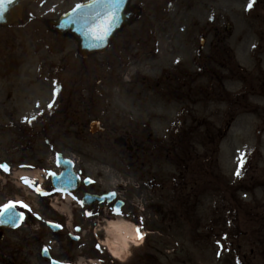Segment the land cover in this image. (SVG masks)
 Returning a JSON list of instances; mask_svg holds the SVG:
<instances>
[{"label":"rangeland","instance_id":"374dc122","mask_svg":"<svg viewBox=\"0 0 264 264\" xmlns=\"http://www.w3.org/2000/svg\"><path fill=\"white\" fill-rule=\"evenodd\" d=\"M83 1L38 0L28 9L35 19L0 29V154L12 157L17 133L34 117L35 126L47 128L28 143L36 176L45 178L53 161V129L57 150L93 180L88 191L120 193L147 234L119 263L91 223L87 231L97 237L87 232L65 251L58 243V256L75 264H264V0H149V39L148 0H132L143 5L142 27L122 31L121 49L118 41L81 59L75 39L50 32L44 20ZM200 37L206 45L198 59ZM68 93L87 99L91 112L58 117ZM95 118L106 134L92 139L85 125ZM6 123L15 128L6 130ZM127 132L148 151L155 141L159 148L151 157L122 150L114 141ZM181 135L198 171H186L179 219L172 200L178 169L164 146ZM30 165L13 166L14 173ZM58 210L70 229L69 212Z\"/></svg>","mask_w":264,"mask_h":264},{"label":"flooded vegetation","instance_id":"af4514ba","mask_svg":"<svg viewBox=\"0 0 264 264\" xmlns=\"http://www.w3.org/2000/svg\"><path fill=\"white\" fill-rule=\"evenodd\" d=\"M132 8H140V3L134 2L128 6V11ZM52 18H57V16H53ZM141 23H135L129 27L139 25L141 28ZM123 30L114 36L110 48L116 45L118 41L119 45H116L117 50L118 48H122L123 39L120 38L119 40V35ZM146 33L149 39V0L147 1ZM84 100H75V104H81L83 108H86L87 104ZM72 102L73 100L65 102L61 112H66V110L70 109L73 105ZM62 104L63 102L60 100L59 105ZM40 130L41 128L38 130V127L30 126L28 132L34 134ZM128 133L125 135L120 134L119 138L116 139V143L120 149H127L129 153L134 151L133 154L137 155L138 151H142L143 146L137 145V142ZM26 148L23 149L21 146H17L13 149L10 154L12 157L6 158L5 161L8 173L2 174L0 172V215L3 214L4 216L3 222L1 223L0 221V264H50L51 260L58 261L61 259V256H58L57 252L58 243L64 245L65 249L63 247V251L69 250L72 245L80 243L79 241L74 242L69 236L70 233L75 231V227L79 228L78 234L80 238H83L86 235L85 229L91 223L99 225V223L104 221V218L114 217L111 207H109L110 210L105 211L103 206L87 207L82 205L81 199L85 192L78 190L77 192L67 194L72 197L69 203L72 209L68 216L71 220L70 231H65L68 228V223L59 217L57 210L58 205H62L65 198L63 194L51 188L49 180L44 183V187L39 183L36 185L37 181L31 180L32 184L28 183L29 187L35 189L27 188L26 190L20 189L22 186L14 181L16 180V176L13 171L11 172V166L28 165L32 162V159L26 155V153H30V149L26 150ZM1 157L4 158L3 155H0ZM180 187L181 185L178 184L177 188ZM93 193L97 195L105 194L100 193V189ZM9 203H12L11 209L6 211L5 207H8ZM87 214H91L89 220L86 218ZM60 216L65 218V215ZM123 216L126 217V214L124 213ZM17 217L20 219L19 226L9 228L16 224ZM128 218L133 219L132 214ZM49 223L59 224L61 230L57 233L52 232L48 226ZM43 250H46L47 254V258L45 259L42 258Z\"/></svg>","mask_w":264,"mask_h":264},{"label":"water","instance_id":"95a60500","mask_svg":"<svg viewBox=\"0 0 264 264\" xmlns=\"http://www.w3.org/2000/svg\"><path fill=\"white\" fill-rule=\"evenodd\" d=\"M32 0H10L2 5V15H0V25L7 26L16 23L22 15L25 6ZM111 0H107L106 4H111ZM99 0H95L88 5L81 6L74 10L69 16L58 20L57 22H49V27L56 29L64 34H75L83 49L92 48L93 50L102 51L109 38L112 37L115 31L126 22L129 16L134 18L135 12L127 16L124 13L127 5V0H115L113 8L114 14H108L103 17L100 13ZM100 37H103L102 39ZM204 40L201 41V47ZM102 131L98 122L90 124V132L97 133ZM64 171L58 178L55 179L54 184L59 189L74 190L76 188L77 180L73 175L71 167L63 164ZM91 200L94 202H102L104 198H97L94 196H86L84 200Z\"/></svg>","mask_w":264,"mask_h":264},{"label":"bare ground","instance_id":"6f19581e","mask_svg":"<svg viewBox=\"0 0 264 264\" xmlns=\"http://www.w3.org/2000/svg\"><path fill=\"white\" fill-rule=\"evenodd\" d=\"M133 223L120 219L108 221L101 230L105 234L102 245L107 248L113 258L124 262L130 245L139 247L144 234L139 231Z\"/></svg>","mask_w":264,"mask_h":264},{"label":"snow or ice","instance_id":"6c2138e0","mask_svg":"<svg viewBox=\"0 0 264 264\" xmlns=\"http://www.w3.org/2000/svg\"><path fill=\"white\" fill-rule=\"evenodd\" d=\"M6 2H10V0H0V15H2V5ZM77 7H80L79 5ZM248 7H251V3L248 5ZM101 39L103 37H100ZM0 167H3L5 170H7V166L6 165H0ZM237 175H239V173H237ZM137 234L139 235V229H137ZM46 251V250H45Z\"/></svg>","mask_w":264,"mask_h":264}]
</instances>
